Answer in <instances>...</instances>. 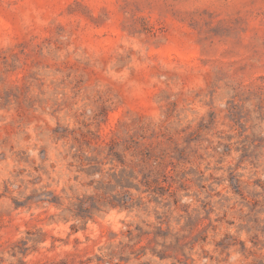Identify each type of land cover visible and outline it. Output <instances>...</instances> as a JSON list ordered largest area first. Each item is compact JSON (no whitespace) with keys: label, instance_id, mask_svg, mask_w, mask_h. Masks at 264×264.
I'll return each instance as SVG.
<instances>
[{"label":"rangeland","instance_id":"1","mask_svg":"<svg viewBox=\"0 0 264 264\" xmlns=\"http://www.w3.org/2000/svg\"><path fill=\"white\" fill-rule=\"evenodd\" d=\"M61 3L64 7L37 32V15L47 18L56 10L47 6ZM42 7L47 11L41 12ZM78 32L87 34L88 40L117 33L145 51L153 49L156 54L151 59L157 62L146 68L134 66L133 57L135 64H142L147 57L124 45H119L122 51L112 50L107 55L61 61L63 69L75 75L74 88L87 85L91 90L92 114L79 129L69 131L59 124L53 129L57 138L72 140L63 156L67 160L70 154L71 159L63 174L58 173L52 181L58 184L65 179L66 187L57 191L52 183H42V176H35L28 181L33 185L28 195L18 191L13 197L6 182L0 196L8 194L13 210L23 208L31 213L37 208L42 212L22 220L23 236L15 242L6 241L0 252L33 257L27 262L18 259L16 264H187L194 246L209 242L211 229L213 247L225 259L230 255L227 250L235 248L248 264H264V179L256 171L245 179L242 171L245 166L259 169L264 157V0H0V108L6 109L13 100L31 108L33 101L27 93L35 74L29 69L43 63L44 48L54 45L60 51ZM17 73H22L19 82L14 79ZM160 74L181 83L195 74L204 87L188 93H174L167 87L148 90L147 81ZM185 95L208 97L203 101L208 111L195 128L181 130L184 135L155 129L148 120L149 107H162L166 117L171 116ZM224 97L225 107L216 108L214 101ZM210 136L216 141L212 152L218 153L213 171L223 174L205 177L198 165H185L193 163L194 157L203 159L191 144L207 142L211 146ZM233 151L240 153L235 163L217 167ZM38 155L42 163L33 171L49 176L43 166L46 146ZM18 156L27 160L23 151ZM49 167L55 169V164ZM208 179L226 183L238 197L234 219H227L226 212L216 218L217 224L222 221L226 228L234 227L235 234L224 231L219 240L215 239L218 229L209 220L213 209L207 194L199 201L200 208L191 212L190 205L180 204L176 195L189 186L203 191ZM207 187L211 191V185ZM133 190L162 209H152L155 223L141 217L140 212L147 215L148 209ZM21 196L22 200L17 198ZM173 207L182 215L174 216ZM108 208L139 209L138 222L120 220L122 229L109 227L95 236L85 234L91 231L89 222L103 219L101 213ZM5 216H10V211L0 200V232L8 230ZM204 220L208 223L201 227ZM173 224L180 225L179 229L174 230ZM241 233L246 239L239 238ZM202 255L213 259L206 251L202 250ZM0 264H4L3 255Z\"/></svg>","mask_w":264,"mask_h":264},{"label":"clouds","instance_id":"2","mask_svg":"<svg viewBox=\"0 0 264 264\" xmlns=\"http://www.w3.org/2000/svg\"><path fill=\"white\" fill-rule=\"evenodd\" d=\"M53 7L56 10L50 11L47 18L41 19L39 15H37L35 20L37 32H39L40 28L47 27L49 19L55 17L57 10L62 9L64 4H49L47 6V8ZM47 8L42 7L40 11L45 12ZM65 19L72 20L73 18L67 17ZM105 31L111 33L112 30L106 29ZM41 35L44 36L47 35V33H42ZM77 36L80 38L77 39ZM86 36L87 34L85 33H76L69 38L71 42L60 51H56L54 45H49L43 49V63L29 69V71L35 74V78L31 81L27 93L28 99L33 101L31 108L18 106L14 100L6 109L0 108V152L4 154V158L0 159V193L4 192V187L7 182L8 193L11 196L16 197L18 191H23L25 195H28L33 187V185L28 184V181L35 176H42V183H52V186L56 188L57 191H59L60 187H66L65 179H60L58 184L52 181L57 178L58 173L63 174L64 165L71 159L70 154L67 160L64 159L63 156L68 152V146L72 143V140L70 137L57 138L53 129L57 127V124L61 127H66L69 131L81 128L82 122L86 123L92 114L90 99L88 97H92L93 94L87 85L80 89L73 87L75 75L65 71L61 66V61L72 62L75 58H80L82 55H107L110 54L112 50L122 51L119 45H124L125 47L138 50L142 57H147L142 64H135V57H133L134 66L146 68L150 65H155L157 62L151 59V57L156 54L153 49L149 48L145 51L144 47L135 41L125 40L117 33H112L107 37H102L97 40H88ZM61 39L63 40L65 37H61ZM8 42L9 40L5 39V44ZM167 44L168 42L165 41V45ZM160 63L163 64L164 61L161 60ZM21 75L22 73H17L14 79L19 82ZM145 87L152 92L167 87L174 93H188L190 90L204 87V84L203 80L195 74H189L188 79L184 83L180 81L173 82L169 80L166 75L160 74L158 78L156 75L151 76ZM172 99L175 100L177 97L173 96ZM207 99V96L192 99L191 96L185 95L182 98V102L178 103L172 115L167 117L162 107L151 105L148 110V120L157 130L169 132L174 130L176 133L184 135L185 133L181 130L189 126V130L195 128L200 117L204 116L208 111L207 106L203 103V101ZM226 99L227 97L216 99L214 101L216 108L223 109ZM177 113L179 115H177ZM218 127L225 132L228 130L224 125H219ZM261 134L264 135V133ZM209 138L212 140L211 146H208L207 142L200 144L193 142L191 144V147L197 149V155L203 156V159L199 160L194 157L193 163L185 165V167H196L198 165L199 170L204 173L205 177H208L210 174L219 176L223 173L213 171V166L216 165L218 155V153L212 152V147L215 146L216 142L215 137L210 136ZM42 146H46L47 159L43 162V166L47 169L49 176H44L42 172L33 171L37 165L42 163L38 155ZM21 151H23L24 155L27 157L26 161L18 156V153ZM72 151L75 152L76 148L73 147ZM239 155V152L233 151L231 155L225 157L223 163L217 167L225 168L230 164H234ZM129 159H131V157H129ZM259 163L261 165L259 169H251L250 166H245L242 169L245 179L251 175L252 171H256L260 178L264 179V157L261 158ZM51 164H55V169L49 167ZM205 165H208L206 170ZM105 167L108 166L106 165ZM71 174L72 173H68L67 175ZM49 177L52 179L50 180ZM81 179H85V177L81 176ZM68 182L74 183L72 181ZM204 183L205 188L203 191L197 189L195 186H189L186 189L177 191L176 195L179 197V203L190 205L189 211L191 212L192 208H200L199 201L205 200L207 194L208 200L211 201L210 206L213 209L209 214V220L218 229L215 239L219 240L224 231L235 234L234 227L226 228L222 221L217 224L216 218L222 216L226 212L228 214L226 217L227 219H234L233 213L239 208V205L236 203L238 197L232 195L226 183L215 184L211 179L204 181ZM207 185H211V191H209ZM35 187H40V185H35ZM173 189L175 190V185H173ZM87 191L91 192V189H87ZM185 191H187V195H185ZM193 192L196 193L195 197L192 195ZM216 193H220V195L218 196ZM133 195H141V193H137L133 190ZM225 197H228L227 201H225ZM17 198L23 199L22 196ZM141 199L148 209L147 215L144 212H140L141 217L149 223H155L152 209L156 208L157 211H162V209L153 203H149L146 195H141ZM0 200L3 201L4 205L10 211V216L3 217L4 223L8 225V230L0 232V246H4L6 241L15 242L20 239L24 234L22 220H27L30 215L41 213L42 209L34 208L31 210V213L25 211L23 208L13 210L8 194L0 196ZM218 201L220 203H218ZM221 204H223V207H221ZM49 211L56 210L49 209ZM138 211L139 209L135 208L132 212H126L118 208H108L105 212L101 213L103 219L97 217V223L89 222L88 228L91 231L85 234L95 236L104 232L109 227L113 231L122 229L124 225L117 221L123 220L125 224L129 220L138 222L135 221V216ZM172 212L174 216L182 215L175 207H173ZM203 215L204 211L200 210V216L203 217ZM183 223L184 221L182 219L180 224ZM207 223L208 221L204 220L200 226L203 227V225ZM63 227L65 230L67 229V225ZM179 227L180 225L173 224L174 230H178ZM17 228L19 230L15 231ZM60 235H63V233H60ZM83 235L84 234H80L81 239H83ZM212 238L213 234L211 229H209V242L203 244L197 243L192 252L188 253L191 257V261L187 262V264H234V262L237 261H239V264H248V261H246L235 248H229L227 250L230 255L225 259L223 253L219 252L218 249H214ZM239 238L241 240L246 239L245 234L241 233ZM46 246L47 242L45 245H42V247ZM81 247H83V245H81ZM248 247H251V245H248ZM202 250L209 253L213 259L203 257ZM185 252H187V249H185ZM0 255L4 256V264H8L9 261H11V264H16L18 259H23L26 262L33 259L32 256L20 257L19 253H17V256L12 257L9 256L8 251L0 252ZM152 259L155 260V257H152ZM134 264H136V262H134ZM164 264H169V262L165 261Z\"/></svg>","mask_w":264,"mask_h":264}]
</instances>
